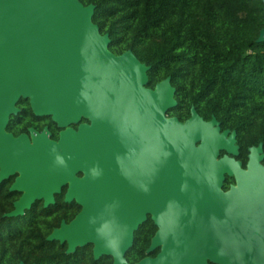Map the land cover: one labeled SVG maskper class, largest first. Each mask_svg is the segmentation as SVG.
Here are the masks:
<instances>
[{"label": "water", "instance_id": "water-1", "mask_svg": "<svg viewBox=\"0 0 264 264\" xmlns=\"http://www.w3.org/2000/svg\"><path fill=\"white\" fill-rule=\"evenodd\" d=\"M94 8L0 0V181L18 173L9 190L21 192L6 215L36 200L47 206L67 185L64 200L80 211L46 237L65 242L66 253L90 243L95 259L129 264L134 231L150 214L157 230L146 252L160 251L134 264H264L262 143L242 168L234 130L193 106L184 121L168 116L177 103L170 77L147 87L149 66L130 49L109 50ZM21 97L56 123L57 140L47 127L5 130ZM82 118L89 123L69 127ZM226 176L234 184L223 190Z\"/></svg>", "mask_w": 264, "mask_h": 264}, {"label": "trees", "instance_id": "trees-1", "mask_svg": "<svg viewBox=\"0 0 264 264\" xmlns=\"http://www.w3.org/2000/svg\"><path fill=\"white\" fill-rule=\"evenodd\" d=\"M79 1L95 6L92 22L108 34L111 52L130 49L149 66L147 87L170 77L177 103L168 116L184 121L192 106L204 120L214 116L221 130L236 132V158L243 165L250 146L261 142L264 152V40L257 41L262 0ZM16 106L7 132L17 136L47 126L57 137L60 128L50 116L35 115L27 98H19ZM11 180L0 181V264H112L109 255L95 259L90 243L66 253L65 242L46 239L80 211L75 200H64V189L47 206L36 200L23 214L7 216L20 194L9 190ZM232 181L226 176L222 188ZM156 230L148 217L134 231L125 253L129 264L152 253L146 250Z\"/></svg>", "mask_w": 264, "mask_h": 264}, {"label": "flooded vegetation", "instance_id": "flooded-vegetation-1", "mask_svg": "<svg viewBox=\"0 0 264 264\" xmlns=\"http://www.w3.org/2000/svg\"><path fill=\"white\" fill-rule=\"evenodd\" d=\"M206 121H208V120H206ZM81 123H89V121L87 120V119H84V118H82L78 123H76V124H70L69 125V127L70 128H72V129H74V130H76L77 128H78V125L79 124H81ZM44 127H47V126H44ZM43 127V128H44ZM42 128V129H43ZM42 129L41 130H37V131H42ZM48 129V128H47ZM59 131H60V129L58 130V133H59ZM222 131V130H221ZM24 133V132H23ZM58 133H57V137L56 138H52L51 137V132H50V138L51 139H53V140H57V138H58ZM21 134V133H20ZM19 135V134H18ZM17 135V136H18ZM237 144V143H236ZM257 146V145H256ZM251 147V146H250ZM221 152H223L222 154H221ZM262 153L264 154V152H263V148H262ZM224 154V151H220V156H222ZM238 154H239V146H238ZM229 156H232V155H229ZM237 156V155H236ZM236 156H233L236 160H238V161H240L241 162V167L242 168H246V164H247V161H248V154H247V160H246V162H245V164L243 165V162H242V160H240V159H237L236 158ZM264 158V157H263ZM263 161V159L260 161V163H261V165H264V163L262 162ZM18 174L17 173H14V174H12V175H10V176H8L7 178H5V179H3V180H6V179H10V177H12V180H11V183L14 181V179L16 178V176H17ZM78 175H80V174H78ZM232 179H233V181L231 182V183H229L228 184V187L227 188H222L223 190H227V189H229V187H230V185L231 184H234V178L233 177H231ZM11 183L9 184V186L11 185ZM223 187V186H222ZM62 189H64V194H63V197H65V192H66V190H67V185H63L62 187H61V189H60V191H62ZM21 195V192H20V194H19V196ZM19 196H18V198H19ZM53 197H54V195H53ZM17 198V199H18ZM74 201V200H73ZM35 202V201H34ZM148 217H150L151 218V216H150V214H148L147 215V218ZM146 218V219H147ZM69 222V221H68ZM67 222V223H68ZM159 251H160V248L159 247H156V248H154L153 250H151L150 252H152L151 254H148L147 256L148 257H155L158 253H159ZM147 256H145V257H147ZM207 264H216V263H213V262H210V261H208L207 262Z\"/></svg>", "mask_w": 264, "mask_h": 264}, {"label": "rangeland", "instance_id": "rangeland-1", "mask_svg": "<svg viewBox=\"0 0 264 264\" xmlns=\"http://www.w3.org/2000/svg\"><path fill=\"white\" fill-rule=\"evenodd\" d=\"M18 174V173H17ZM78 174H80V175H78ZM76 175L77 176H82V172H78V173H76Z\"/></svg>", "mask_w": 264, "mask_h": 264}]
</instances>
